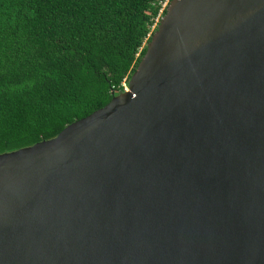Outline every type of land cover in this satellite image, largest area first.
Masks as SVG:
<instances>
[{
  "label": "water",
  "instance_id": "1",
  "mask_svg": "<svg viewBox=\"0 0 264 264\" xmlns=\"http://www.w3.org/2000/svg\"><path fill=\"white\" fill-rule=\"evenodd\" d=\"M0 264H264V0H171L127 90L1 154Z\"/></svg>",
  "mask_w": 264,
  "mask_h": 264
},
{
  "label": "trees",
  "instance_id": "2",
  "mask_svg": "<svg viewBox=\"0 0 264 264\" xmlns=\"http://www.w3.org/2000/svg\"><path fill=\"white\" fill-rule=\"evenodd\" d=\"M160 1L0 0V155L55 138L124 92Z\"/></svg>",
  "mask_w": 264,
  "mask_h": 264
},
{
  "label": "built area",
  "instance_id": "3",
  "mask_svg": "<svg viewBox=\"0 0 264 264\" xmlns=\"http://www.w3.org/2000/svg\"><path fill=\"white\" fill-rule=\"evenodd\" d=\"M171 0H161L159 2L161 8H160V11H159V14H158V17L156 19V23L158 24L159 20L161 19V17L163 16V14L165 13L166 11V8L168 7L169 3H170ZM123 87L125 90H127V87L123 84Z\"/></svg>",
  "mask_w": 264,
  "mask_h": 264
}]
</instances>
